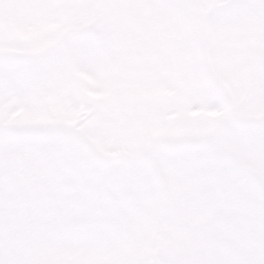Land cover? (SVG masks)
Wrapping results in <instances>:
<instances>
[{
	"label": "snow or ice",
	"instance_id": "obj_1",
	"mask_svg": "<svg viewBox=\"0 0 264 264\" xmlns=\"http://www.w3.org/2000/svg\"><path fill=\"white\" fill-rule=\"evenodd\" d=\"M131 3L154 14L135 29L100 19L61 33L30 64L69 85L75 66L85 67L117 95L115 66H147L173 95L129 92L123 104L146 105L145 129L166 134L134 158L113 159L89 143L86 127L0 122V264H264V114H251L264 113V43L251 56L239 44L264 31V0ZM75 6L0 0V24L13 7ZM87 54L93 62L84 64ZM9 64L0 58L5 101L15 84ZM108 104L105 116L114 114ZM197 109L221 114L184 115Z\"/></svg>",
	"mask_w": 264,
	"mask_h": 264
},
{
	"label": "rangeland",
	"instance_id": "obj_2",
	"mask_svg": "<svg viewBox=\"0 0 264 264\" xmlns=\"http://www.w3.org/2000/svg\"><path fill=\"white\" fill-rule=\"evenodd\" d=\"M70 2L75 3L77 6L72 9L71 7L67 8V27L77 24L78 20L82 18L86 10L94 2L97 7L102 8L100 9L101 12L106 8L109 11L114 10L112 13L116 15L115 21L116 19H122L126 24L123 29H135L154 14V10L133 6L131 0H70ZM98 2L102 3L99 4ZM12 10L14 13L13 19L10 20V27L13 28L11 34L12 36H16L17 39L25 37L23 42L18 43L20 47L28 45L29 41L33 40L35 43L40 44L38 46L40 49H44V46L50 41V36L45 35V32L54 34L55 38V36L59 35V31L64 30L60 26L62 25L63 13L66 11V8L57 7L53 14L47 13L49 20L51 18L57 19L54 21V24L59 27L58 32H48L45 30L47 24L43 25L44 23L41 22L44 13H41L40 10L37 13H32V8L13 7ZM3 15V12H0V16ZM88 20L89 18H83L82 22L85 23L84 21ZM9 33V26L0 24V51L7 48L15 49L17 43ZM262 43H264V31L258 28L249 30L239 41L240 46L250 56L258 54ZM89 61L93 62V56H91ZM8 67L11 70L12 79L15 81V84L10 89L6 101L3 96H0V102L4 104V107L0 108V122L26 126L73 125L72 123L76 119H79L78 113H91L88 117H86V114H83V117L86 118L80 123L83 127L88 128V135L94 139L90 144L102 153L116 154L123 152L129 154L132 158L139 153L145 144L166 134V130L160 128H153L150 131L145 129L144 122L148 112L146 105L139 104L133 109H126L121 98L129 92H138L145 98L159 97V93L162 91H164V97H171L173 95L171 89L154 84L150 70L145 65L123 63L111 70V79L118 87L119 95H113L114 92L103 88L97 76L91 71V75L89 74V77L86 78L78 65L76 73L80 78L82 87L91 85V89L85 91L87 94L80 95L81 98L79 99V95L75 93L78 90L77 86H67L68 99L66 101H68V104L65 105L63 103V106L59 98L64 95L66 96V92L63 94L60 90L53 91L52 88L44 86V82L42 81L39 87L37 85V88L33 89V86L28 83L29 81H26L30 78L31 81L33 78H37V76L46 78L47 75L39 72L41 71V67L34 69L31 65L33 67L31 77L21 70L17 74L16 70H13L15 65ZM59 79L62 80L60 76ZM65 83L67 85V82ZM224 83L231 89L237 87L235 81L232 79H225ZM103 95L105 98L102 97ZM109 100L111 101L110 106L114 110V114L105 116L104 113L108 110ZM91 101L95 103L90 104ZM197 110L190 111L184 115L192 120L200 118L213 119L209 111L201 109V112L197 113ZM9 111L13 112L12 115L9 114ZM211 112L219 114V111L213 110ZM251 114L259 116L264 113L253 112ZM172 118L180 119L181 114H174Z\"/></svg>",
	"mask_w": 264,
	"mask_h": 264
}]
</instances>
